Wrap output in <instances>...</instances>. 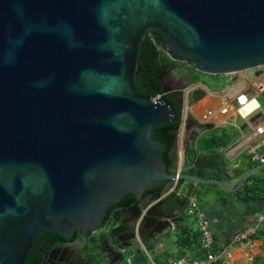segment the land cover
Returning <instances> with one entry per match:
<instances>
[{
    "label": "water",
    "instance_id": "95a60500",
    "mask_svg": "<svg viewBox=\"0 0 264 264\" xmlns=\"http://www.w3.org/2000/svg\"><path fill=\"white\" fill-rule=\"evenodd\" d=\"M149 30L161 41L159 64L185 65L183 74L264 65V0H0V264H24L44 232L68 241L76 231L96 235L94 244L104 236L100 261L131 264L172 225L186 227L191 200L210 195L203 186L233 192L205 178L217 170L205 158L167 167L153 131L193 124L182 116V90L193 82L160 84L156 97L137 88ZM180 89L181 116L166 97ZM126 194L138 204L99 232L107 207ZM128 211L136 215L122 245L113 230Z\"/></svg>",
    "mask_w": 264,
    "mask_h": 264
},
{
    "label": "crops",
    "instance_id": "0c3cea01",
    "mask_svg": "<svg viewBox=\"0 0 264 264\" xmlns=\"http://www.w3.org/2000/svg\"><path fill=\"white\" fill-rule=\"evenodd\" d=\"M227 81L228 83L220 91H210L214 95L213 100L202 104L204 113L197 116H203V119L195 120L199 124L198 126L185 125L178 129L175 140L176 149L172 156L175 163L184 166H188L189 162L195 159L205 158V160L212 161L217 170L213 167L205 169V178L217 179L226 189H233V192L222 190L213 184L203 186L210 195L199 196L196 197V200H191L189 214L192 215L185 218L186 227L177 222L176 225H172L171 231L161 241L153 242L146 249L140 243L143 253L140 256L135 255L131 264H151V262L171 264L175 258H203L198 230V223L201 219H205L209 223L214 241L213 249L228 247L230 257L221 260L222 264H264L263 225L248 240L231 244L235 234L254 225L256 218L264 213V168H259L261 165L251 162L247 155L249 147H256L264 139V134L252 135V128L262 125L264 116L260 113L263 120L252 125L248 118L253 113L247 117V120H244L232 105H230L227 114L219 115L220 108L230 104L227 92L234 83L242 82L243 89L249 90V95L255 99L264 93V91L258 92L255 89L256 82H261L264 85V72L253 75V73L242 71L232 74ZM194 92H205V90L198 89ZM210 95L206 93L196 102L192 101L191 106L204 103L205 100H201ZM208 110L213 111V116L204 117ZM237 119L240 120V124L237 123ZM226 125L230 128H225ZM218 131L226 132L231 136V142L227 147L213 149L198 147L199 139L207 137L212 132L217 134ZM248 171L250 173L242 179L240 184H237L239 177ZM248 178L253 185V192L249 194L248 199L244 200L242 190Z\"/></svg>",
    "mask_w": 264,
    "mask_h": 264
},
{
    "label": "trees",
    "instance_id": "16d2710c",
    "mask_svg": "<svg viewBox=\"0 0 264 264\" xmlns=\"http://www.w3.org/2000/svg\"><path fill=\"white\" fill-rule=\"evenodd\" d=\"M161 43L159 40V37H155L154 39H151L146 35L145 40L143 42L144 47L139 50V61L141 65V72L139 73L138 80H137V88L146 94H150L154 97L159 96L163 94L161 85L158 82L157 79V73L159 70L158 65V46ZM191 76V81L193 83L198 82V76L197 72L193 69L189 68ZM211 77V88L212 92H218L221 89L224 88V86L228 83L227 77L224 75H210ZM166 97L172 101L175 111L179 116H181V110H182V102L179 99L180 98V92L174 91L166 94ZM190 123H196V121L189 120ZM179 129V123L174 122L171 124H165L162 126H159L154 129L153 131V138L162 142L165 144L162 157L167 165V167H170L174 163L173 159V146L176 140V136L174 135V132ZM231 142V136L226 132H219L215 134L214 132L210 133L207 137H203L198 140L197 145L199 148L207 149V148H217V147H227ZM251 180L248 178L246 183L244 184L242 193L244 194V200L248 199V196L250 193L253 192V185L250 182ZM162 188V184H157L154 186V188L151 191L145 192L144 195H148L151 193H156ZM126 198V201L123 203L125 206L129 205H136L138 201L132 194H127L124 196ZM264 228V224H263ZM48 233V237L51 239H61L63 241V238L54 232H44ZM199 239V236H198ZM40 242H33L32 247L28 250L27 258L24 262V264H37L41 256L38 255V245ZM200 245V244H199ZM214 248V246H213ZM202 250V249H201ZM217 249H213V251H216ZM203 254L205 255L204 251L202 250ZM212 264H222V261H217Z\"/></svg>",
    "mask_w": 264,
    "mask_h": 264
},
{
    "label": "flooded vegetation",
    "instance_id": "af4514ba",
    "mask_svg": "<svg viewBox=\"0 0 264 264\" xmlns=\"http://www.w3.org/2000/svg\"><path fill=\"white\" fill-rule=\"evenodd\" d=\"M147 36L151 39L158 37V33L154 31H148ZM167 46L166 43H164ZM167 48V47H166ZM165 48V49H166ZM159 49V48H158ZM159 51V50H158ZM179 64V63H178ZM158 65L159 70L157 73V79L159 84L164 86L162 83L166 81L168 84L172 86H179L183 87L185 84L190 82L192 74L188 68L187 73H181L180 71L183 69H187L185 65L180 64L178 69H174L176 63H168L164 64V66L159 64V57H158ZM159 77V78H158ZM167 84V87L169 86ZM180 92L181 97V90H176ZM174 92V91H173ZM192 96V95H191ZM213 94L207 97L208 100H213ZM187 109L184 110V115ZM192 125L198 126L199 124L193 123ZM164 149V148H163ZM155 193H151L144 196H151ZM127 195V194H126ZM125 196V195H124ZM114 204H111L106 209V214L103 216L101 220V224L99 225V232H102L107 223L110 219V216L117 210L128 209L129 206L123 205L126 201L125 197ZM138 204V203H137ZM136 204V205H137ZM126 211H124L125 213ZM123 214V212H118ZM127 218L123 222L122 226L119 229H114V239L119 243L126 244L128 242L129 237L131 236L130 227L128 225V219L134 218L135 213L133 211H128L126 213ZM119 216V215H117ZM62 237V236H61ZM63 238V237H62ZM126 238V239H125ZM104 236L100 237V243L94 244L96 240V235H90V232H86V238L82 236L80 231H76L73 234V237L70 240L63 241L59 238L51 239L48 237V233L40 234L36 239L35 242H40L38 247V255L41 256L40 261L37 264H112L114 261L119 259L118 256L114 255L112 260L108 261H100V251L106 250V245L102 243ZM126 264V263H122Z\"/></svg>",
    "mask_w": 264,
    "mask_h": 264
},
{
    "label": "built area",
    "instance_id": "2783aa9c",
    "mask_svg": "<svg viewBox=\"0 0 264 264\" xmlns=\"http://www.w3.org/2000/svg\"><path fill=\"white\" fill-rule=\"evenodd\" d=\"M242 72V71H241ZM244 72L253 73V75H259L264 72V65L257 67L255 69L245 70ZM231 76V75H225ZM243 83L238 82L234 83L227 92V97L230 101V104H226L224 107H221L219 110V115H225L229 111L230 105L234 107L237 114L247 120V117L252 113L260 112L264 116V111L260 104L257 102L255 97L249 95V90L243 89ZM199 87V88H198ZM201 89L206 90L201 84L191 83L188 84L182 91L186 96L187 104L189 109V97L193 94L194 91ZM255 89L258 92L264 91V85L261 82H256ZM191 108V107H190ZM205 116H213V111L208 110L205 112ZM197 118H194L196 120ZM181 131V130H180ZM264 134V123L256 128H252V135H261ZM247 155L251 162H255L261 165L264 168V139H262L256 147H249L247 149ZM264 223V213L258 216L255 220L254 225L248 227L244 231H241L235 234L231 240V244L241 243L248 240L252 235H254L259 228ZM198 230L200 233V248L204 251L205 255L200 259H186V258H175L171 264H212L217 261L226 260L230 257V254L227 250V246L213 251V237L209 229V223L205 219H201L198 223ZM151 264H154L151 262Z\"/></svg>",
    "mask_w": 264,
    "mask_h": 264
},
{
    "label": "rangeland",
    "instance_id": "374dc122",
    "mask_svg": "<svg viewBox=\"0 0 264 264\" xmlns=\"http://www.w3.org/2000/svg\"><path fill=\"white\" fill-rule=\"evenodd\" d=\"M197 72V71H196ZM197 74V76H198V82H196L197 84L198 83H202L205 87L207 86V87H209V88H211V77H210V75H207V74H203V73H200V72H197L196 73ZM227 77V79L230 77V76H226ZM163 84H164V87H167V82L166 81H163L162 82ZM170 87H172V88H180L179 86H172V85H170V84H168ZM206 87V89L207 90H209L210 91V89H208ZM199 88V87H198ZM181 90V89H180ZM191 96V95H190ZM257 101L259 102V104L261 105V107L263 108V110H264V93H262L260 96H258L257 98ZM203 100H205V102L204 103H201L200 104V109H198L200 112L201 111H203V108H202V104H205V103H208V102H212V100H207V97H205L204 99H202L201 101H203ZM189 101H190V103H189V109H187V111H186V113H185V115H184V111L182 112V116L183 117H185L186 119H188V120H193V121H195L194 120V118H198V119H203V116H197L196 114H194L193 113V111H195L196 110V105L198 104H196V105H194V106H191V103H192V96H191V98L189 97ZM200 101V102H201ZM191 107V108H190ZM248 120L251 122V124L252 125H256L257 124V121H262L263 119H262V115L260 114V112L258 113V112H256V113H253V115L252 116H250L249 118H248ZM237 123L238 124H240V120L239 119H237ZM188 123H184L183 124V126L182 127H184L185 125H187ZM225 128H227V129H229L230 128V126H228V125H226L225 126ZM184 130V129H183Z\"/></svg>",
    "mask_w": 264,
    "mask_h": 264
},
{
    "label": "bare ground",
    "instance_id": "6f19581e",
    "mask_svg": "<svg viewBox=\"0 0 264 264\" xmlns=\"http://www.w3.org/2000/svg\"><path fill=\"white\" fill-rule=\"evenodd\" d=\"M194 107H195V106H194ZM195 108H196V110L193 111L194 114H196V115H200V114H203V113H204V110L201 111V112L198 110V109H200V104H197ZM206 117H207V116H206Z\"/></svg>",
    "mask_w": 264,
    "mask_h": 264
}]
</instances>
